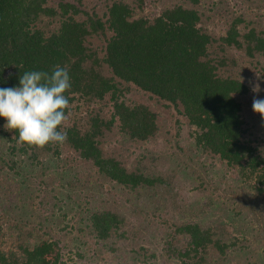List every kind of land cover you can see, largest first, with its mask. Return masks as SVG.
<instances>
[{
    "label": "trees",
    "instance_id": "trees-1",
    "mask_svg": "<svg viewBox=\"0 0 264 264\" xmlns=\"http://www.w3.org/2000/svg\"><path fill=\"white\" fill-rule=\"evenodd\" d=\"M150 1L0 0V87L18 85L26 71L51 73L57 65L68 69L71 82L62 143L21 142L0 117V264H76L64 260L60 240L44 231L41 221L30 226L29 216L39 217L32 205L34 186L47 190L45 200L49 181L43 173L40 182L32 180L25 166L33 171L46 168L49 158L74 156L122 191L132 212L151 204L160 208L172 194L173 176L146 171L143 155L130 164L125 153L164 130L162 110L174 109L195 127L196 151L237 171V189L227 198L231 211L264 232V118L252 108L256 80L264 78V16L239 12L229 0H153L158 13L151 16ZM244 2L264 9V0ZM216 18L225 25L222 33L209 29ZM94 39L101 44L94 45ZM132 87L155 103L127 97ZM77 98L97 106L70 117L79 107ZM109 137L116 145L107 150ZM90 182L67 175L62 186L75 190ZM171 199L178 205L176 195ZM101 206L89 211V225L108 244L124 234L126 217L114 206ZM176 230L190 236L189 248L177 249L192 259L187 264H219L208 260L211 250L223 258L240 240L228 238L220 225L198 221Z\"/></svg>",
    "mask_w": 264,
    "mask_h": 264
},
{
    "label": "rangeland",
    "instance_id": "rangeland-1",
    "mask_svg": "<svg viewBox=\"0 0 264 264\" xmlns=\"http://www.w3.org/2000/svg\"><path fill=\"white\" fill-rule=\"evenodd\" d=\"M229 1V6L239 12L264 16V9L250 8L244 0ZM146 13L151 16L158 13V6H155L153 0L147 5ZM212 23L209 24L210 30L218 33L224 31L222 20L216 18ZM93 44L99 45L101 42L94 39ZM256 85H259V91L252 93L253 99L264 98V78H257ZM127 97L139 102L155 103L154 99L135 87L131 88ZM74 104L79 107H73L70 117L97 106L95 103L87 106L79 98ZM109 111L106 106L105 116L109 117ZM162 116L166 122L164 130L144 144H131L125 153V159L130 164L143 155L148 167H144L146 171L173 176L172 194L163 198L160 208L156 209L157 205L151 204L146 211L132 212L122 191L115 188L109 180L96 178L98 176L89 163L74 156L63 161L52 157L46 161V168L40 169L37 166L33 171L29 165L24 168L37 183L40 182L39 175L42 173L49 181V198L45 200L43 198L47 190L34 186L38 192L33 195L32 205L39 217L29 216L30 226H39L41 221L44 224L43 230L60 240L64 260L76 264H181L182 260L187 264L192 259L181 257L177 249L185 252L189 248L190 236L179 233L176 229L187 221H198L204 227L216 228L220 225L228 238H240L238 245L232 246L223 258L218 252L211 250L208 254L210 262L264 264V232L259 231L260 226L255 221L250 224L249 217L234 214L230 200L227 199L237 189L236 179L240 178L237 171L228 168L220 159L205 157L194 149L191 132L195 127L188 124L185 116L174 109L162 110ZM177 119L181 122L180 129ZM111 139L109 137L105 142L107 150L116 145ZM66 168V175L62 177L61 172ZM67 175L79 176L83 182H91L87 188L69 190L62 186ZM172 195H176V206L173 205ZM100 203L101 207L106 205L118 208L126 217L120 229L124 234L120 233L108 244L99 241L89 225V211ZM245 230L248 231L247 235Z\"/></svg>",
    "mask_w": 264,
    "mask_h": 264
},
{
    "label": "clouds",
    "instance_id": "clouds-1",
    "mask_svg": "<svg viewBox=\"0 0 264 264\" xmlns=\"http://www.w3.org/2000/svg\"><path fill=\"white\" fill-rule=\"evenodd\" d=\"M71 88L67 68L55 66L47 71H26L13 87H0V117L7 129L19 133V140L30 145L44 146L50 142L62 143L67 133L61 130L67 119L66 109ZM259 91V85L253 88ZM254 112L264 118V98H254Z\"/></svg>",
    "mask_w": 264,
    "mask_h": 264
}]
</instances>
